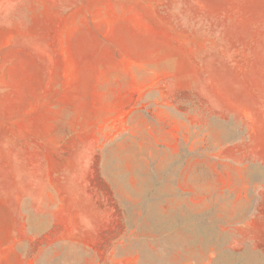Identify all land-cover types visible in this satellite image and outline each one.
I'll return each instance as SVG.
<instances>
[{
    "label": "rangeland",
    "instance_id": "1",
    "mask_svg": "<svg viewBox=\"0 0 264 264\" xmlns=\"http://www.w3.org/2000/svg\"><path fill=\"white\" fill-rule=\"evenodd\" d=\"M0 264H264V0H0Z\"/></svg>",
    "mask_w": 264,
    "mask_h": 264
}]
</instances>
